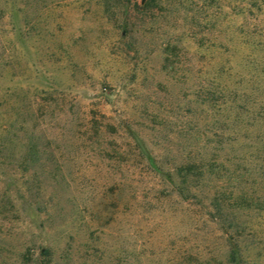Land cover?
<instances>
[{"label":"rangeland","instance_id":"rangeland-1","mask_svg":"<svg viewBox=\"0 0 264 264\" xmlns=\"http://www.w3.org/2000/svg\"><path fill=\"white\" fill-rule=\"evenodd\" d=\"M234 247L264 264V0H0V264Z\"/></svg>","mask_w":264,"mask_h":264},{"label":"trees","instance_id":"trees-1","mask_svg":"<svg viewBox=\"0 0 264 264\" xmlns=\"http://www.w3.org/2000/svg\"><path fill=\"white\" fill-rule=\"evenodd\" d=\"M252 7H253L252 2L245 4V12H244L245 16L248 14L246 12L250 11L252 9ZM198 169H199V167H197L196 164H193V163H189L186 166H184L185 172H187V174H189V175H191L192 173H195V171H197ZM230 255H231L230 259L233 262V264H238V258H239L238 249H236L235 247L232 248Z\"/></svg>","mask_w":264,"mask_h":264}]
</instances>
